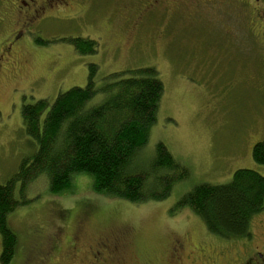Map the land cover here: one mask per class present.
<instances>
[{"label":"rangeland","instance_id":"374dc122","mask_svg":"<svg viewBox=\"0 0 264 264\" xmlns=\"http://www.w3.org/2000/svg\"><path fill=\"white\" fill-rule=\"evenodd\" d=\"M20 1L0 0V185L37 150L24 132L22 106L39 100L51 106L59 94L84 88L90 65L97 67V85L114 73L157 72L163 94L135 164L148 170L162 144L188 178L166 200L138 205L94 193L85 175L74 176L71 189L58 195L49 193L45 174L23 196L17 183L14 198L26 204L7 218L17 240L10 264H108V255L117 253L123 259L112 264H134L135 257L154 263L174 238L190 251L209 232L189 209H177L182 197L200 184H227L238 169L264 176L249 150L258 139L253 109L260 104L244 84L252 62L245 20L221 8L191 19L151 14L125 26L115 5L108 10V0H87L84 10L38 0L37 12ZM69 39L96 42V53L79 55ZM101 100L98 95L89 106Z\"/></svg>","mask_w":264,"mask_h":264},{"label":"trees","instance_id":"16d2710c","mask_svg":"<svg viewBox=\"0 0 264 264\" xmlns=\"http://www.w3.org/2000/svg\"><path fill=\"white\" fill-rule=\"evenodd\" d=\"M66 43L79 55H93L97 50L91 40ZM96 76L97 67L90 65L84 88L59 94L51 106L46 100L22 106L24 132L37 150L10 181L0 185V264L11 263L17 245L7 218L26 204L23 197L14 198L17 183L23 196L27 185L45 174L49 193L58 195L71 189L74 176L85 175L92 180L94 193L138 205L166 200L174 185L188 178L187 170L162 144L156 146L148 170L135 164L147 144L163 94L157 72L146 68L114 73L100 85ZM98 95L101 102L89 106ZM252 161L264 165L263 143L253 148ZM176 207L189 209L216 237L242 238L249 233L253 217L264 210V176L238 169L227 184L195 186Z\"/></svg>","mask_w":264,"mask_h":264},{"label":"flooded vegetation","instance_id":"af4514ba","mask_svg":"<svg viewBox=\"0 0 264 264\" xmlns=\"http://www.w3.org/2000/svg\"><path fill=\"white\" fill-rule=\"evenodd\" d=\"M20 2L27 8H36L38 0ZM90 2L87 0H45L51 8L67 7L69 3H74L80 10L88 8ZM114 5L121 13L120 19L125 26L134 25L151 14L166 20L186 15L191 19L197 17L201 11L221 8L230 10L234 19L245 20L250 38L248 52L252 62L249 65V76L244 80V84L251 95L258 97L260 104L257 110L253 109L259 133L258 139L253 141L249 148L252 159L253 148L257 144H264V0H108V10H112ZM39 8L38 6L34 11L37 12ZM132 13L135 14L133 21L130 20ZM255 103L257 106V102L252 98L253 106ZM245 142L248 143V141ZM260 167L264 172V165ZM254 219H257L256 231L252 225ZM252 221L249 233L242 238L226 240L210 233H204L200 235L195 245L190 246L191 250L187 253L184 250L183 241L174 238L170 240V248L165 254L155 256L154 263L151 260L144 262L145 257L142 258V263L140 257H135L134 264H264V210L254 216ZM102 247V244L99 245V250L95 252V260L100 259ZM121 254L117 253L118 256L115 257L108 255V264H112V261L118 262V258L121 263L120 257L123 259Z\"/></svg>","mask_w":264,"mask_h":264}]
</instances>
